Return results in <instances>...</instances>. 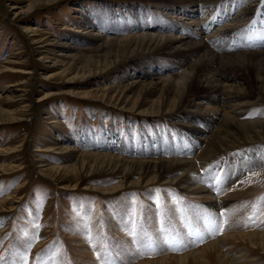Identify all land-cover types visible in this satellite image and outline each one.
Segmentation results:
<instances>
[{
	"label": "rangeland",
	"instance_id": "374dc122",
	"mask_svg": "<svg viewBox=\"0 0 264 264\" xmlns=\"http://www.w3.org/2000/svg\"><path fill=\"white\" fill-rule=\"evenodd\" d=\"M250 1L222 0L218 4L226 9L235 3L246 8ZM106 2L117 8L151 6L144 0H0V97L12 99L0 107L7 113H19L14 122L0 116V165L22 164L11 174L0 170V202L13 198L0 211V264H139L198 252L235 232H264V224L255 219L258 214L264 217V137L256 142L242 140L214 159L215 164H224L214 183L209 182L212 188L218 186L212 194L217 196L214 201L208 195L189 196L179 186L162 184L109 193L108 189L126 181L112 172H81L79 178L74 174L70 188L40 173L41 165H74L58 148L89 151L66 143L65 139H76V135L98 139L105 129H116L126 143L165 138L166 143L179 145L192 140L188 129L175 121L179 113L150 118L140 113L141 108L130 111V106L96 93L123 87L121 70L129 69L126 63L118 59L98 76L99 65L95 64L90 76L82 63L62 57L66 53L62 46L75 47L78 51L71 53L79 57L94 54L85 50L88 42L77 43V38H81L87 18L96 31L92 19L97 24L100 17L94 18L95 12ZM29 29L37 30L39 36ZM9 66L14 69H7ZM248 73L242 77L256 97L252 69ZM84 74L86 78H82ZM251 118L264 121V101L250 111ZM14 147L19 151L9 156L3 153ZM181 153L178 148L177 156ZM205 173L201 170L196 177ZM211 176L207 177L213 179ZM123 200L130 205L128 224L137 230L121 237L112 232L110 224L117 220L113 209H120ZM112 216L115 219L110 222ZM73 232L79 234L93 259L87 260L73 249ZM239 249L227 245L224 252L232 259ZM246 250L252 263L264 264L262 252L251 246Z\"/></svg>",
	"mask_w": 264,
	"mask_h": 264
},
{
	"label": "bare ground",
	"instance_id": "6f19581e",
	"mask_svg": "<svg viewBox=\"0 0 264 264\" xmlns=\"http://www.w3.org/2000/svg\"><path fill=\"white\" fill-rule=\"evenodd\" d=\"M144 1L151 6L117 8L106 2L103 8L95 12L94 18L100 17L96 20L97 24L92 19L96 31H92L91 22L87 18L77 43L88 42L85 45L87 49H84L94 51L98 58L94 54L90 57L72 55L71 52L78 49L71 46H62L66 52L62 57L71 63H82L83 69H87V75L90 76L94 74L95 64L99 65L96 69L98 76L108 72L114 63H118V59L126 63L129 69L121 70L125 85L113 87L116 92H108L106 89L96 93L103 94L100 96L110 101L130 106V111L141 108V112H138L150 118L179 113L175 121L187 128L191 137L187 136L195 140L179 145L177 142L166 143L165 138L126 143L116 129H105L103 136L98 139L84 135H76V139H65L66 143L75 144L81 150H89L81 152L79 148H58L61 154L75 161L74 165H41L38 168L42 175L64 182L65 188L72 187L69 183L75 175L79 178L82 173L92 175L112 172L126 181L116 188L108 189L109 193L119 189L122 191L126 187L139 189L162 184L179 186L189 196L208 195L214 201L217 196L212 194L218 186L212 188L210 184L215 180L214 176L224 168V164H215L214 159L242 140L256 142L257 138L264 137V121L250 119V111L264 101V0H249L246 8L235 3L230 9L218 4L222 0ZM30 9H34V5ZM233 12L237 13L231 19ZM184 18H188V21ZM101 21L106 24L102 25ZM29 32L39 36L37 30L29 29ZM197 33L198 36L195 35ZM258 48L262 50L257 51ZM160 53L175 57L161 56ZM113 58L116 60L112 61ZM8 68L14 69L10 66ZM250 69L253 72L256 97H253L249 84L242 77ZM130 70L133 72L128 74ZM0 74H3L1 69ZM87 75L84 74L82 78ZM194 88L197 90L193 91ZM10 100L0 97V105ZM1 115L6 117L5 120L13 122L19 119V113H7L0 107ZM178 148H182V153L177 156ZM18 151L19 148L14 147L3 153L9 156ZM21 166L0 165V170L11 174L21 169ZM211 166L213 170H209ZM201 170L206 171L205 175L196 177ZM208 175H212L213 179H209ZM12 200L10 197L1 201L0 211L5 210ZM121 205L120 209H113L118 215L110 227L114 234L122 237L134 234L137 229L128 224L130 205L124 200ZM109 219L113 222L115 218L112 216ZM255 219L257 223L264 224L263 214H258ZM72 234L76 244L72 246L73 249L87 256V260L93 259L77 237L79 234ZM221 241L181 257H164L139 264H251L253 260L248 255L250 252H244L249 246L264 254V232L260 230L235 232ZM240 243L249 246L242 248ZM227 245L240 248L236 257L230 259L227 256L224 252Z\"/></svg>",
	"mask_w": 264,
	"mask_h": 264
}]
</instances>
